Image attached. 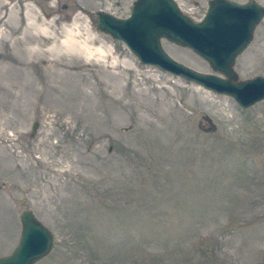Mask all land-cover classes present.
Segmentation results:
<instances>
[{
	"label": "rangeland",
	"instance_id": "obj_1",
	"mask_svg": "<svg viewBox=\"0 0 264 264\" xmlns=\"http://www.w3.org/2000/svg\"><path fill=\"white\" fill-rule=\"evenodd\" d=\"M135 1L0 0L21 26L33 10L43 49L58 46L22 74L0 44V257L28 209L54 235L35 264H264V100L244 108L97 28L100 11L126 18ZM175 1L200 21L210 0ZM93 37L105 56L74 49ZM162 46L224 76L191 48ZM234 70L264 76V17Z\"/></svg>",
	"mask_w": 264,
	"mask_h": 264
},
{
	"label": "water",
	"instance_id": "obj_2",
	"mask_svg": "<svg viewBox=\"0 0 264 264\" xmlns=\"http://www.w3.org/2000/svg\"><path fill=\"white\" fill-rule=\"evenodd\" d=\"M264 6L257 1L239 3L210 0L200 21L186 15L175 0H136L126 18L100 11L97 28L122 40L143 64L157 66L216 93L227 94L244 108L264 100V76L237 81L235 60L250 44ZM193 49L223 74L204 73L172 58L162 39ZM22 232L15 251L0 257V264H35L54 246V235L30 210L21 213Z\"/></svg>",
	"mask_w": 264,
	"mask_h": 264
},
{
	"label": "bare ground",
	"instance_id": "obj_3",
	"mask_svg": "<svg viewBox=\"0 0 264 264\" xmlns=\"http://www.w3.org/2000/svg\"><path fill=\"white\" fill-rule=\"evenodd\" d=\"M3 5L0 4V8H2ZM29 8V6L27 7ZM12 10V16H9V19L6 15H0V44L7 42L14 46L16 49V52L18 53V56H14L17 58V68L19 73L25 74V71L27 70V67L25 64H31L32 60L39 57L43 58V55L45 52H51L53 50L57 49V45H54L52 42H49V44L52 43L48 48L43 49V43L41 35H48V27L45 26L44 23L40 21L38 24V16L35 14L33 10H28L25 14H23L24 18V26L20 25V18L18 19L17 13L15 14V11L11 7ZM11 20V21H10ZM12 22V24H11ZM24 28V29H23ZM21 29L22 32H21ZM23 33V35L19 36V33ZM37 34V39L35 38ZM71 39H74V37H70ZM72 40V42L74 41ZM20 43V45H19ZM77 43L76 41L74 44ZM96 43V39L93 37L89 39L88 42H84V44H76L79 49V52H83L86 54V57L95 55H103L105 56L106 53L103 50L102 46H92ZM18 47V48H17ZM4 68H7V65L4 64L2 66L1 72L4 70Z\"/></svg>",
	"mask_w": 264,
	"mask_h": 264
}]
</instances>
